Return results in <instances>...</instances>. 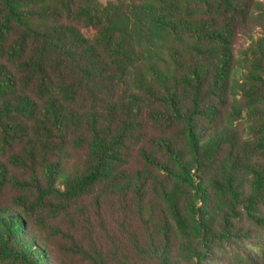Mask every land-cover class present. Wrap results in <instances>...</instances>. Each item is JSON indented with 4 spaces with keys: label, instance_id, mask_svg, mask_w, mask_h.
I'll return each mask as SVG.
<instances>
[{
    "label": "trees",
    "instance_id": "obj_1",
    "mask_svg": "<svg viewBox=\"0 0 264 264\" xmlns=\"http://www.w3.org/2000/svg\"><path fill=\"white\" fill-rule=\"evenodd\" d=\"M0 264H264V0H0Z\"/></svg>",
    "mask_w": 264,
    "mask_h": 264
},
{
    "label": "rangeland",
    "instance_id": "obj_2",
    "mask_svg": "<svg viewBox=\"0 0 264 264\" xmlns=\"http://www.w3.org/2000/svg\"><path fill=\"white\" fill-rule=\"evenodd\" d=\"M100 2H102V3H105L106 1H108V0H99Z\"/></svg>",
    "mask_w": 264,
    "mask_h": 264
}]
</instances>
